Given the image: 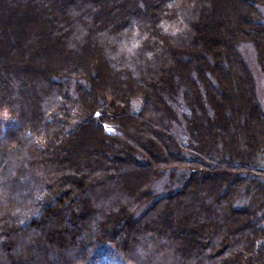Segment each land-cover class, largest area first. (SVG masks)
I'll return each instance as SVG.
<instances>
[{
	"label": "trees",
	"instance_id": "trees-1",
	"mask_svg": "<svg viewBox=\"0 0 264 264\" xmlns=\"http://www.w3.org/2000/svg\"><path fill=\"white\" fill-rule=\"evenodd\" d=\"M245 44L264 77V0H0V264H264Z\"/></svg>",
	"mask_w": 264,
	"mask_h": 264
},
{
	"label": "rangeland",
	"instance_id": "rangeland-1",
	"mask_svg": "<svg viewBox=\"0 0 264 264\" xmlns=\"http://www.w3.org/2000/svg\"><path fill=\"white\" fill-rule=\"evenodd\" d=\"M239 54L246 62L256 84L257 96L260 100V104L264 111V77L259 71L253 49L250 45H241V48L238 49ZM13 121V118L6 114H0V123L8 125ZM0 162V166H1ZM4 167V166H3ZM16 167V166H15ZM17 168V167H16ZM20 168V166H19ZM20 170V169H19ZM28 169L22 167L21 172L13 170H8L3 168L4 171V185L5 188L8 189L16 198L18 202H24L26 199L32 198L33 202L28 203V207L24 210H16L13 214V218L18 224H22L27 222L28 220L35 218L37 216L38 211V202H40V196L45 192L41 190L40 186H37L34 178L30 176V173L27 171ZM40 191L42 193H40ZM40 193V195H39ZM42 198V197H41ZM34 203V204H33ZM150 203V202H149ZM27 206V203H24V207ZM146 208V207H145ZM107 258H105L103 264H117L116 259L112 252L107 253Z\"/></svg>",
	"mask_w": 264,
	"mask_h": 264
}]
</instances>
